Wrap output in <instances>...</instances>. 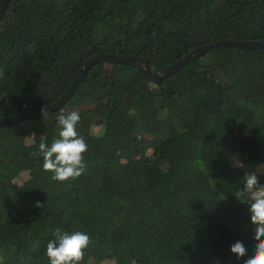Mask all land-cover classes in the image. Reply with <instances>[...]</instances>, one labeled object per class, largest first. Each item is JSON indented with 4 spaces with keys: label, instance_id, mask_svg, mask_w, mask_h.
<instances>
[{
    "label": "trees",
    "instance_id": "1",
    "mask_svg": "<svg viewBox=\"0 0 264 264\" xmlns=\"http://www.w3.org/2000/svg\"><path fill=\"white\" fill-rule=\"evenodd\" d=\"M225 39H264V0H10L0 118L53 104L96 54L159 71ZM61 110L88 137L86 171L65 182L32 155L58 138ZM257 171L264 48H214L159 82L97 62L62 107L0 127V264H49L57 228L91 237L80 264H244L231 246L250 256L254 225L235 195Z\"/></svg>",
    "mask_w": 264,
    "mask_h": 264
},
{
    "label": "clouds",
    "instance_id": "2",
    "mask_svg": "<svg viewBox=\"0 0 264 264\" xmlns=\"http://www.w3.org/2000/svg\"><path fill=\"white\" fill-rule=\"evenodd\" d=\"M47 108L48 105L42 106L43 116L48 113ZM79 120L78 112L61 110L57 116L58 138H55L50 145L42 141L38 151L32 153L33 156L42 155V168L45 172L53 173L51 178L54 181L75 180L86 171L84 153L88 145L85 138L77 131ZM261 176H264V172H250L245 179L243 189L238 190L235 195L240 202L249 204L250 220L254 225L253 238L256 243L254 252L250 256L242 242L238 241L231 246V252L237 259L247 256L244 264H264V184L260 183ZM35 206L42 205L36 202ZM53 236L54 238L50 239L46 246L49 264H80L84 259L85 249L92 243L91 237L83 231L69 234L57 228Z\"/></svg>",
    "mask_w": 264,
    "mask_h": 264
},
{
    "label": "water",
    "instance_id": "3",
    "mask_svg": "<svg viewBox=\"0 0 264 264\" xmlns=\"http://www.w3.org/2000/svg\"><path fill=\"white\" fill-rule=\"evenodd\" d=\"M9 2L10 0H2L0 2V21ZM221 46H234V47L250 48V49L264 48V39L255 40V41L225 39L217 42H212L193 49L189 54L182 57L180 60L176 61L175 63L159 71H153L148 60L145 57L121 56V55L104 54V53L96 54L90 59H88L86 63L80 68L78 75L75 77V79L71 83L70 87L65 91V93L56 102H54L51 105H48L47 111L48 112L53 111L62 107L63 104L67 101V99L71 96V94L75 91L77 85L83 80L85 75L88 73L91 66L97 62L129 64L143 71L149 79L153 80L154 82H159L165 79L166 77H168L169 75H171L172 73H174L180 67L191 63L197 57L202 56L206 54L208 51ZM41 108L42 107L27 112H23L13 117L0 118V127L15 125L29 117L41 115L42 114Z\"/></svg>",
    "mask_w": 264,
    "mask_h": 264
},
{
    "label": "rangeland",
    "instance_id": "4",
    "mask_svg": "<svg viewBox=\"0 0 264 264\" xmlns=\"http://www.w3.org/2000/svg\"><path fill=\"white\" fill-rule=\"evenodd\" d=\"M81 127H82V125L79 126L80 129H81ZM84 138H85V141H87L88 137L85 136ZM23 180H24V179H23ZM23 180H22V179H18V182H19V183H20V182H23Z\"/></svg>",
    "mask_w": 264,
    "mask_h": 264
}]
</instances>
